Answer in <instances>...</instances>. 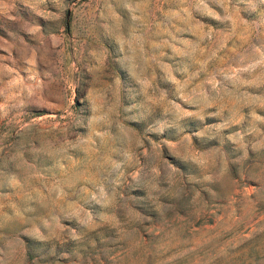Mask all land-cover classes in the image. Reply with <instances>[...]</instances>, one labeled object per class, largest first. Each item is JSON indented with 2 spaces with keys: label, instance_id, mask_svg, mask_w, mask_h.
<instances>
[{
  "label": "rangeland",
  "instance_id": "rangeland-1",
  "mask_svg": "<svg viewBox=\"0 0 264 264\" xmlns=\"http://www.w3.org/2000/svg\"><path fill=\"white\" fill-rule=\"evenodd\" d=\"M0 264H264V0H0Z\"/></svg>",
  "mask_w": 264,
  "mask_h": 264
}]
</instances>
